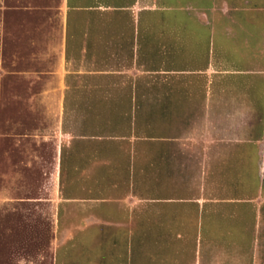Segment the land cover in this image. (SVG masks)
<instances>
[{
    "label": "rangeland",
    "instance_id": "1",
    "mask_svg": "<svg viewBox=\"0 0 264 264\" xmlns=\"http://www.w3.org/2000/svg\"><path fill=\"white\" fill-rule=\"evenodd\" d=\"M142 1L0 0V264H264V13Z\"/></svg>",
    "mask_w": 264,
    "mask_h": 264
},
{
    "label": "crops",
    "instance_id": "2",
    "mask_svg": "<svg viewBox=\"0 0 264 264\" xmlns=\"http://www.w3.org/2000/svg\"><path fill=\"white\" fill-rule=\"evenodd\" d=\"M203 1L215 2L216 0H203ZM222 1H225V0H222ZM142 4H143L142 7H139L138 5H134L133 7V10L136 11L135 12L136 18L134 19V24H137L138 22L137 12L143 11L144 13L149 14L155 11L156 9L154 0H143ZM198 13H201V10L200 12L198 11ZM239 13L242 15H239ZM263 13H264V0H232V24L234 25H243L246 23L247 24L262 23ZM254 17H260L261 20L260 21L258 20L253 23L252 19ZM240 18H245L246 20L247 19H250V20L249 21L248 20L247 21L236 20ZM64 52H66L65 46H64ZM123 201H125V204H126L125 209H127L128 211H132V210L135 211V209H138L140 207L142 200L137 199L133 195H129L125 197ZM148 201H150L149 203L152 202V204L154 203L155 205H157L156 203H164V204L171 203L169 200L168 201L167 200H148ZM181 203L183 202L181 201ZM154 204L152 205V207L155 206Z\"/></svg>",
    "mask_w": 264,
    "mask_h": 264
}]
</instances>
